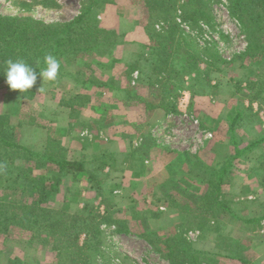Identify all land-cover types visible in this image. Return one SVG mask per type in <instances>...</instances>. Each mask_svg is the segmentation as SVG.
<instances>
[{"label":"rangeland","instance_id":"obj_1","mask_svg":"<svg viewBox=\"0 0 264 264\" xmlns=\"http://www.w3.org/2000/svg\"><path fill=\"white\" fill-rule=\"evenodd\" d=\"M186 1L177 0L179 22ZM204 1L211 22L201 29L183 22L185 31L171 34L183 38L180 44L164 41L154 50L152 31L168 26L156 19L158 7L150 10L145 0L97 4L100 25L117 30L122 44L63 60L56 80L38 78L26 96L0 90V115L19 143L40 152L58 141L68 157L87 162L92 178L58 174L49 163L35 169L22 153L4 157L13 168L32 165L33 176L58 182L44 202L51 211L85 212L100 224L103 241L84 249L96 264H264V142L247 148L264 137V30L259 48L248 53L249 34L230 0ZM89 4L0 0V15L63 23ZM200 55L201 70L191 72ZM231 160L217 194L218 168ZM36 234L19 225L0 231V264H56L54 239L34 240ZM85 239L81 234V246ZM176 248L187 251L184 260L172 259Z\"/></svg>","mask_w":264,"mask_h":264},{"label":"trees","instance_id":"obj_2","mask_svg":"<svg viewBox=\"0 0 264 264\" xmlns=\"http://www.w3.org/2000/svg\"><path fill=\"white\" fill-rule=\"evenodd\" d=\"M145 1L150 10L156 7L159 8L157 15H155L156 19L160 18L162 20L163 17L168 22L166 29L152 31L153 44H151L153 50L156 49L155 46L165 47L166 43L164 41L180 44L183 38L176 39L171 37V34L178 31V29L185 31L184 23L192 29L198 27L201 29L203 23L211 22L214 17L212 10L207 7L204 0L183 2L185 7L183 12L185 13L184 23L178 21V18L182 16L178 15L177 0ZM106 2L107 0H89L90 4L78 17L63 23H46L31 17L0 15V90L9 88L3 74L6 61L9 59L13 61L23 60L30 66L37 68L36 71L39 72L40 68L45 67L44 57L46 55L54 56L59 63L65 59L82 61L85 60L86 56H93L95 52L108 53L117 45L122 44L121 34L117 30L102 27L94 11L97 4ZM229 4L233 15L239 19L243 29L249 34L248 53H252L259 48L262 40L264 0H230ZM203 7L208 8V15L204 13ZM201 56L200 61L196 60L195 65L190 68L191 72H193L192 70H197V72L201 70ZM166 63L168 64L169 60ZM151 64L154 66L153 62ZM203 73L207 74L208 70ZM30 90L26 93H21L19 90H15V92L18 95L26 96L30 93ZM181 90V87H177V92ZM175 96L178 98L179 94L176 93ZM172 106L174 107V105ZM239 116L240 113L236 115L233 125ZM8 121L5 115H0V188L3 190V195H0V231L7 232L13 226L19 225L30 230L33 234L37 231L35 236L32 235L34 240L43 235L50 239L53 238L59 259L56 264H64L66 261L67 264H96L95 261L86 256L84 249L91 246L93 250L99 247V244L103 241L105 233L100 224L90 220L85 212L72 214L61 211L58 214L51 211L50 207L44 205V202L49 199L50 195L54 196L57 192L58 182L53 179L50 183H46L45 176L42 178L33 176L34 167L32 165H19L13 168V163L8 164L4 157L11 155L16 158V155L22 153L24 154L22 159L28 163L32 161L35 164V169L42 168V166L49 163L57 168L56 173L58 174L64 173L76 176L88 172L90 178H92L93 174L87 168V162L85 159L73 160L68 157L67 149L58 141L52 143L49 140L43 146L42 151L35 152L32 148L18 142L14 125H11ZM263 142L264 137L251 143L247 148L258 146ZM235 144L237 143L235 142ZM239 154L240 151L238 150L237 155ZM232 160L218 168L217 183L215 185L217 194H219L220 183L232 164ZM209 183L212 182L209 181ZM50 185L54 187L52 188ZM205 195L207 197L211 196L210 192ZM81 234L86 235V243L82 246L79 244ZM145 236L151 244H155V241L149 235ZM195 252L197 253V251L193 253ZM186 253L187 251L182 252V250L176 248V251L172 252V259L175 262L180 261L179 258L184 260L183 257ZM193 253L191 254L192 257L196 255ZM245 263L256 264L248 261H245ZM10 264H22V261L15 259Z\"/></svg>","mask_w":264,"mask_h":264},{"label":"clouds","instance_id":"obj_3","mask_svg":"<svg viewBox=\"0 0 264 264\" xmlns=\"http://www.w3.org/2000/svg\"><path fill=\"white\" fill-rule=\"evenodd\" d=\"M44 64L45 67L40 68L39 72H37V68L30 66L23 60H7L3 74L10 90H19L21 93H26L33 88L38 78L43 83L56 80L60 71L59 61L52 55H46ZM42 90V87L38 89L39 92Z\"/></svg>","mask_w":264,"mask_h":264},{"label":"crops","instance_id":"obj_4","mask_svg":"<svg viewBox=\"0 0 264 264\" xmlns=\"http://www.w3.org/2000/svg\"><path fill=\"white\" fill-rule=\"evenodd\" d=\"M81 85H82V87H84V86H88L89 84H87V82H85V83H81ZM27 103H24L23 105L25 106ZM59 106H61L62 104H61V102H59ZM63 105H65V104H63ZM29 107L31 106V105H28ZM66 106V105H65ZM73 108V106H69V109H72ZM12 109H14V105L12 106ZM30 127V126H29ZM31 128V127H30ZM69 135H70V133H67L66 135H65V138H64V142H63V144H65V140L66 139H70V137H69ZM71 136V135H70ZM62 139V138H61Z\"/></svg>","mask_w":264,"mask_h":264}]
</instances>
